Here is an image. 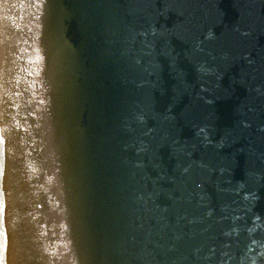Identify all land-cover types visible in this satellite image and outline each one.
<instances>
[{
    "label": "water",
    "instance_id": "1",
    "mask_svg": "<svg viewBox=\"0 0 264 264\" xmlns=\"http://www.w3.org/2000/svg\"><path fill=\"white\" fill-rule=\"evenodd\" d=\"M0 264H264V0H0Z\"/></svg>",
    "mask_w": 264,
    "mask_h": 264
}]
</instances>
